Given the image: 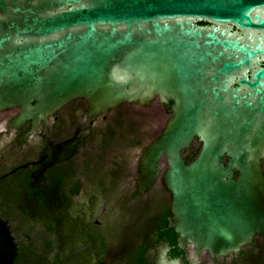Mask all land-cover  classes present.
Instances as JSON below:
<instances>
[{"label":"water","instance_id":"water-1","mask_svg":"<svg viewBox=\"0 0 264 264\" xmlns=\"http://www.w3.org/2000/svg\"><path fill=\"white\" fill-rule=\"evenodd\" d=\"M75 99L166 107L138 189L161 179L179 248L264 238V0H0V110L21 126ZM17 252L0 218V264Z\"/></svg>","mask_w":264,"mask_h":264},{"label":"flooded vegetation","instance_id":"flooded-vegetation-1","mask_svg":"<svg viewBox=\"0 0 264 264\" xmlns=\"http://www.w3.org/2000/svg\"><path fill=\"white\" fill-rule=\"evenodd\" d=\"M87 110L75 99L21 126L18 107L0 110V218L17 246L14 264H264L261 237L236 253L193 257L169 227L161 179L139 191V158L166 107Z\"/></svg>","mask_w":264,"mask_h":264},{"label":"trees","instance_id":"trees-1","mask_svg":"<svg viewBox=\"0 0 264 264\" xmlns=\"http://www.w3.org/2000/svg\"><path fill=\"white\" fill-rule=\"evenodd\" d=\"M199 24L205 25V23H199ZM196 154H197V151H191V149L188 150L184 157L185 162L188 163L189 161H191L196 156Z\"/></svg>","mask_w":264,"mask_h":264},{"label":"rangeland","instance_id":"rangeland-1","mask_svg":"<svg viewBox=\"0 0 264 264\" xmlns=\"http://www.w3.org/2000/svg\"><path fill=\"white\" fill-rule=\"evenodd\" d=\"M124 153H125V151L122 152V154H124Z\"/></svg>","mask_w":264,"mask_h":264}]
</instances>
